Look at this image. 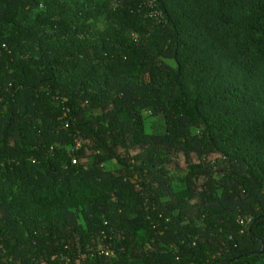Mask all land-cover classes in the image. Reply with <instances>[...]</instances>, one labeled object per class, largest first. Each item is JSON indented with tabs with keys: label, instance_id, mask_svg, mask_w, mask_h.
<instances>
[{
	"label": "trees",
	"instance_id": "trees-1",
	"mask_svg": "<svg viewBox=\"0 0 264 264\" xmlns=\"http://www.w3.org/2000/svg\"><path fill=\"white\" fill-rule=\"evenodd\" d=\"M0 264H264V0H0Z\"/></svg>",
	"mask_w": 264,
	"mask_h": 264
},
{
	"label": "rangeland",
	"instance_id": "rangeland-1",
	"mask_svg": "<svg viewBox=\"0 0 264 264\" xmlns=\"http://www.w3.org/2000/svg\"><path fill=\"white\" fill-rule=\"evenodd\" d=\"M104 23H105V22H104ZM104 23H102V21H101V22L99 23L98 27L103 26ZM152 126L154 127L153 132L156 133V134H157V133H161V132H163V130H164V124H163L162 120H160V119H156V120L153 122Z\"/></svg>",
	"mask_w": 264,
	"mask_h": 264
},
{
	"label": "built area",
	"instance_id": "built-area-1",
	"mask_svg": "<svg viewBox=\"0 0 264 264\" xmlns=\"http://www.w3.org/2000/svg\"><path fill=\"white\" fill-rule=\"evenodd\" d=\"M249 222H250V220L247 219V218H245V219L240 220V221H239V224H240V225H247Z\"/></svg>",
	"mask_w": 264,
	"mask_h": 264
}]
</instances>
